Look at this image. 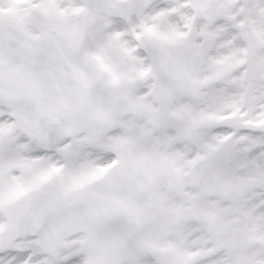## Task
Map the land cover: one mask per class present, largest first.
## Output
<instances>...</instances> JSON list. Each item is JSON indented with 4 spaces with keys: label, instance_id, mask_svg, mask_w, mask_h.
Segmentation results:
<instances>
[{
    "label": "snow or ice",
    "instance_id": "obj_1",
    "mask_svg": "<svg viewBox=\"0 0 264 264\" xmlns=\"http://www.w3.org/2000/svg\"><path fill=\"white\" fill-rule=\"evenodd\" d=\"M0 264H264V0H0Z\"/></svg>",
    "mask_w": 264,
    "mask_h": 264
}]
</instances>
